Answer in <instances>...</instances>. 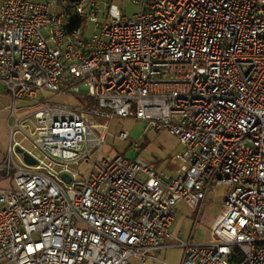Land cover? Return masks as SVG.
Returning a JSON list of instances; mask_svg holds the SVG:
<instances>
[{"label": "built area", "instance_id": "obj_1", "mask_svg": "<svg viewBox=\"0 0 264 264\" xmlns=\"http://www.w3.org/2000/svg\"><path fill=\"white\" fill-rule=\"evenodd\" d=\"M134 3L142 12L129 18L101 0H0V84L14 120L0 264L146 263L172 237L178 206L199 215L220 187L213 240L182 242V264H264V0ZM51 94L85 106L44 105ZM19 100L44 106L17 115ZM115 118L176 136L179 177L104 156Z\"/></svg>", "mask_w": 264, "mask_h": 264}, {"label": "rangeland", "instance_id": "obj_2", "mask_svg": "<svg viewBox=\"0 0 264 264\" xmlns=\"http://www.w3.org/2000/svg\"><path fill=\"white\" fill-rule=\"evenodd\" d=\"M45 0H37L41 2ZM134 1L140 2L142 0H101L102 7L105 8L109 3L119 8L122 14L127 15L129 18H132L134 15L142 12V7L134 3ZM101 23L104 22L103 17L100 20ZM94 31V27H91V32ZM3 92L7 93V89L4 85H1ZM49 94L44 95L48 97ZM44 105L51 106H63V107H83L85 106V101L83 98H80L75 95H65L57 94L50 95L49 98L44 99ZM34 101L31 100H19L17 101V115H24L35 111L37 108L44 105L35 106L33 105ZM13 101L11 99V105ZM11 115V112H10ZM99 122L104 123L105 120L97 119ZM10 121V120H9ZM14 125V120L6 122L4 115L0 114V146L8 149V145L11 142V129L10 126ZM147 125L143 122L135 119H122L115 118L110 126L108 136H107V148L103 153L104 156L110 155L107 150L114 151L115 154H125L126 157L132 160H141L146 161L148 158H155L156 154L162 156H174L178 151L182 149L180 140L170 133H161L155 134L150 143L151 151H154L155 154L149 153L147 149L142 151L139 155L133 151L131 147V142L147 141L146 137L150 136V133L146 134ZM121 132H126L130 134L131 138L128 141H121L118 139V136ZM21 136H17L16 140H21ZM4 143V144H2ZM142 143V142H139ZM30 151L34 154L36 152L29 147ZM138 155V156H137ZM157 158V157H156ZM76 172V170H75ZM0 189H9V183L0 184ZM228 194L227 187L216 188L208 197V200L205 204L204 210L198 215V211L194 212L190 210L186 205L182 204L178 207L177 216L178 219L185 218L183 233L187 236H191V232L194 230V243L196 244H209L211 242V225L212 222L222 214L223 204ZM134 263H137L135 259L132 260Z\"/></svg>", "mask_w": 264, "mask_h": 264}, {"label": "crops", "instance_id": "obj_3", "mask_svg": "<svg viewBox=\"0 0 264 264\" xmlns=\"http://www.w3.org/2000/svg\"><path fill=\"white\" fill-rule=\"evenodd\" d=\"M41 2H44V1H41ZM11 106H12L11 105V98L9 97L8 93L3 92V88L1 87V84H0V114L4 115L5 120L8 124H9V122L12 121L11 115H10V110H9V108ZM11 127L12 126H10V129H11ZM149 132H151L150 136L146 137L147 138L146 139L147 140L146 141L147 146H145V142H143V141H139L142 143H139V142H137V143L142 147V151L143 150L145 151L147 149V151H149V153H152V155H154L155 152L151 151L150 143H151L152 139L154 138L153 136H155V134H157V133L152 129L146 128V134ZM106 141H107V137H106ZM2 144H4V143H2ZM132 144H133V142H131V147H132ZM9 145H10V143H9ZM9 145H8V149H9ZM144 146H145V148L143 149ZM6 147L7 146H5V144H4V147L0 146V165L4 162V160L6 158L7 151H8V149H6ZM181 147H182V145H181ZM106 148H107V144H106V147H105L103 153L106 151ZM107 151L110 155H106V156H116V155L125 156V154H115L114 151H110V150H107ZM183 151H184V149L182 147V149L180 151H178L176 155L183 153ZM140 153H137V154L139 155ZM176 155H174L173 157L172 156L167 157V156H162V155L160 156V155L156 154L157 158L156 157L155 158H148V160H146L145 162L138 160V158H137V161L141 164L152 166L153 168H155V170H157L159 172V174L164 179L173 180V179H177L179 177V175L182 173V170L185 166L183 163L177 162L174 160V157ZM126 158H128V157H126ZM2 183H8V182H2ZM2 183H0V184H2ZM182 204H184V203H181L180 205H182ZM176 216H177V211L175 214L173 226L171 227V230H170L172 237L165 242L163 250L159 251L153 259L148 260L146 263H143L138 258H134L135 261H137V263H134L132 261V264H182V262H183V248H182L181 243L186 242L190 239H192L194 241L195 232L193 230L190 234L191 236H187L186 234H184L183 228H184L185 218L178 219V217H176ZM217 218L218 217H216V219ZM216 219L212 222L211 228H212L214 222L216 221ZM211 236H212V232H211ZM212 240H213V236H212L211 242H212Z\"/></svg>", "mask_w": 264, "mask_h": 264}, {"label": "water", "instance_id": "obj_4", "mask_svg": "<svg viewBox=\"0 0 264 264\" xmlns=\"http://www.w3.org/2000/svg\"><path fill=\"white\" fill-rule=\"evenodd\" d=\"M17 152L18 154L23 156V159L25 161V163H27L30 166H35L37 165V161H35L28 153H26L23 149L21 148H17ZM64 179H66L69 183L71 182L69 176H64Z\"/></svg>", "mask_w": 264, "mask_h": 264}, {"label": "trees", "instance_id": "obj_5", "mask_svg": "<svg viewBox=\"0 0 264 264\" xmlns=\"http://www.w3.org/2000/svg\"><path fill=\"white\" fill-rule=\"evenodd\" d=\"M145 146H147V143H146V141H145ZM145 146L143 147V149L145 148Z\"/></svg>", "mask_w": 264, "mask_h": 264}]
</instances>
